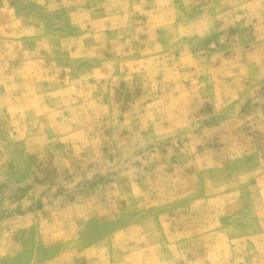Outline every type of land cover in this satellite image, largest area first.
I'll list each match as a JSON object with an SVG mask.
<instances>
[{"label": "rangeland", "instance_id": "1", "mask_svg": "<svg viewBox=\"0 0 264 264\" xmlns=\"http://www.w3.org/2000/svg\"><path fill=\"white\" fill-rule=\"evenodd\" d=\"M0 264H264V0H0Z\"/></svg>", "mask_w": 264, "mask_h": 264}]
</instances>
